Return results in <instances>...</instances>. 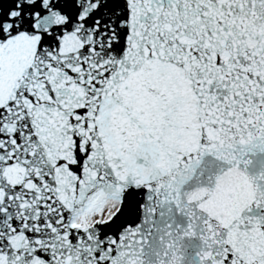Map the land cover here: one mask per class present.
Returning a JSON list of instances; mask_svg holds the SVG:
<instances>
[{
  "label": "snow or ice",
  "instance_id": "snow-or-ice-1",
  "mask_svg": "<svg viewBox=\"0 0 264 264\" xmlns=\"http://www.w3.org/2000/svg\"><path fill=\"white\" fill-rule=\"evenodd\" d=\"M0 264H264V0H0Z\"/></svg>",
  "mask_w": 264,
  "mask_h": 264
}]
</instances>
